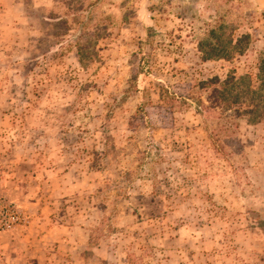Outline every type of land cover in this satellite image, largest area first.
Instances as JSON below:
<instances>
[{
  "label": "rangeland",
  "instance_id": "374dc122",
  "mask_svg": "<svg viewBox=\"0 0 264 264\" xmlns=\"http://www.w3.org/2000/svg\"><path fill=\"white\" fill-rule=\"evenodd\" d=\"M262 61L264 0H0V264H264V116L209 96Z\"/></svg>",
  "mask_w": 264,
  "mask_h": 264
},
{
  "label": "trees",
  "instance_id": "16d2710c",
  "mask_svg": "<svg viewBox=\"0 0 264 264\" xmlns=\"http://www.w3.org/2000/svg\"><path fill=\"white\" fill-rule=\"evenodd\" d=\"M231 79L225 82L216 80L219 87L214 88L209 95L214 104L212 108L223 103L221 108L226 113L223 117L226 120L248 118L255 122L261 119L264 116V61L255 78L246 75L236 80ZM214 81L204 82L202 86H210Z\"/></svg>",
  "mask_w": 264,
  "mask_h": 264
}]
</instances>
